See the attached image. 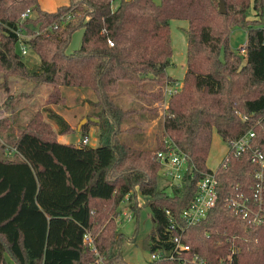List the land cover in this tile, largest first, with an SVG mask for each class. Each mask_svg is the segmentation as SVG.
Here are the masks:
<instances>
[{"label": "trees", "instance_id": "obj_1", "mask_svg": "<svg viewBox=\"0 0 264 264\" xmlns=\"http://www.w3.org/2000/svg\"><path fill=\"white\" fill-rule=\"evenodd\" d=\"M225 3L223 13L220 0H69L48 11L40 0H0L3 83L18 75L57 88L89 86L101 107L100 120L88 118L82 125L81 144L59 140L58 134L74 129L53 110L49 115L58 133L38 112L12 142L0 143V264H9L8 256L16 264H129L121 248L125 238L136 240L138 227L130 238L120 231L116 216L126 199L139 219L138 193L155 220L143 246L150 254L167 253L175 232L168 229L167 209L180 220L196 194V182L213 170L207 159L214 131L229 148L215 169L217 202L206 218L186 229L183 241L213 264L222 256H233L236 264H264V222L252 224L228 205L232 195L252 196L258 169L250 150L237 154L231 143L252 129L253 146L264 152V0ZM28 7L34 14L21 20ZM173 18L188 23L182 85L170 94L156 146L138 147L120 137L135 109L124 108L113 94L126 80L137 92L163 97L161 87L146 91L142 83L178 81L167 71ZM237 25L247 31L246 55L230 47ZM78 29L83 30L81 45L68 51ZM21 42L40 57L34 69L24 60ZM50 97L65 100L59 92ZM5 121L0 120V133ZM90 123L104 129L96 145L88 144ZM166 138L188 153L194 165L170 191L159 184L163 176L155 154ZM235 246L238 251L232 254Z\"/></svg>", "mask_w": 264, "mask_h": 264}, {"label": "rangeland", "instance_id": "obj_2", "mask_svg": "<svg viewBox=\"0 0 264 264\" xmlns=\"http://www.w3.org/2000/svg\"><path fill=\"white\" fill-rule=\"evenodd\" d=\"M154 1L159 3L161 0ZM249 17L255 18L252 8L249 10ZM187 26L188 23L184 19L173 18L170 21L173 55L172 64L169 65L167 71L171 76L177 78L178 81L182 80L186 70ZM82 37L83 30H76L72 35L68 51L78 48L81 45ZM229 43L230 47L236 52L246 55L247 49L246 53L241 51V47L247 43L246 29L239 25L233 27ZM24 60L30 68L34 69V67H37L40 57L34 50L29 48L27 53L24 54ZM175 84V82L173 84L168 82L167 85V81L164 85L152 80L144 81L140 87L142 90L154 91L158 90L159 87L162 88L164 96L155 97L153 95V97L132 89L131 83L126 80L120 81L119 89L113 94L115 101L129 110L135 109L122 125L124 130L120 133V137L124 141L144 148H154L156 146L158 137H161L163 133L165 109L170 99V95L167 94L166 89L167 87L170 89L174 88ZM181 85L182 81L178 89ZM58 88L49 83H38L33 79L18 75L10 76L8 78V84L5 85L3 83L2 73L0 72V120H6L4 122L5 127L0 133V143L6 142V144H9L12 142L14 137L19 135L32 117L38 112L42 113L43 118L49 121L55 132L58 133L59 126L56 120L49 115L50 110H53L60 113L74 129L72 132L58 134L57 137L60 141L81 144L83 133L81 129H78V125L86 117L90 119L98 118L100 120L98 116L101 107L96 103L98 101L97 94L89 86L63 85ZM53 91L64 95L65 100L53 102L54 100L50 97ZM142 106L144 109H142ZM132 125L137 126L138 129L129 130ZM102 130L104 129L101 125L90 123L88 129L90 136L88 144H98ZM228 149V145L222 139L221 135L214 131L207 166L211 169H216L225 158ZM159 172L162 177L161 167ZM159 184L161 186H167L166 190H171V182L164 177L162 180H159ZM138 201L141 206L138 220L135 215L133 219L128 217L132 211L126 199L120 203L119 212L116 216L117 220L119 213L121 214L122 222L117 221L116 223L120 231L124 232L130 238L133 237L138 227L136 240L132 241V239L125 238L121 248L129 264H142L145 259L150 258V251L144 248L143 240L155 227L152 211L150 207L145 206L144 197L141 193H138ZM124 212H127L128 215H123ZM7 258L9 264H16L10 256Z\"/></svg>", "mask_w": 264, "mask_h": 264}, {"label": "built area", "instance_id": "obj_3", "mask_svg": "<svg viewBox=\"0 0 264 264\" xmlns=\"http://www.w3.org/2000/svg\"><path fill=\"white\" fill-rule=\"evenodd\" d=\"M33 14L34 10L28 7L22 12L21 20ZM17 33L19 36L24 37L22 30H18ZM109 42L113 44L110 39ZM20 48L23 54L27 53L28 46L25 43L21 42ZM241 51L246 53V44L241 47ZM175 83L174 88L170 89L167 87V94L170 95L177 90L181 81H176ZM243 117L246 118V116ZM255 136V131L250 129L241 134L230 145V149L237 154L250 150L252 161L258 165V169L255 173L256 182L252 196L244 193L232 195L229 198L228 205L236 214L248 219L252 224H261L264 222V152L253 146ZM155 154L161 164L162 176L169 180L171 184L181 182L185 174L192 171L194 167L188 153L170 138L164 140V147L156 150ZM217 187L216 170L205 172L196 182V194L190 204L182 209L180 220L173 217L171 211L167 209V213L170 215L168 229L175 231L172 237L169 238L172 241V247L167 253L162 251L152 252L146 264H153L156 260H172L177 264H213L198 252L193 251L191 245L183 241V235L189 226L195 225L206 218L209 211L216 205L218 197ZM123 215H128V213L124 212ZM128 217L133 219L134 214L131 213ZM117 221L122 222L121 214ZM237 251L238 247H233L232 254ZM217 264L236 263L233 261V256H229V258L222 256Z\"/></svg>", "mask_w": 264, "mask_h": 264}, {"label": "crops", "instance_id": "obj_4", "mask_svg": "<svg viewBox=\"0 0 264 264\" xmlns=\"http://www.w3.org/2000/svg\"><path fill=\"white\" fill-rule=\"evenodd\" d=\"M69 0H40V5L43 9L48 10V11H54L56 10L59 6L68 4ZM51 7V8H50ZM60 140V139H59ZM124 214V213H123ZM133 214V212H132ZM120 215V214H119ZM122 219V218H121ZM150 259V258H149ZM149 259H145L142 264H146ZM9 263V261H8Z\"/></svg>", "mask_w": 264, "mask_h": 264}, {"label": "water", "instance_id": "obj_5", "mask_svg": "<svg viewBox=\"0 0 264 264\" xmlns=\"http://www.w3.org/2000/svg\"><path fill=\"white\" fill-rule=\"evenodd\" d=\"M219 9H220V11L223 12V13L227 11L225 0H220V6H219ZM93 120L98 121L99 119L97 118V119H93ZM87 121H88V118H87V117L84 118V119L82 120V122L78 125V129L80 130L81 127H82V125H83L84 123H86Z\"/></svg>", "mask_w": 264, "mask_h": 264}]
</instances>
